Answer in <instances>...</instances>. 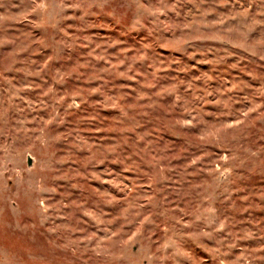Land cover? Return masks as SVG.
<instances>
[{"label": "rangeland", "instance_id": "1", "mask_svg": "<svg viewBox=\"0 0 264 264\" xmlns=\"http://www.w3.org/2000/svg\"><path fill=\"white\" fill-rule=\"evenodd\" d=\"M0 264H264V0H0Z\"/></svg>", "mask_w": 264, "mask_h": 264}]
</instances>
